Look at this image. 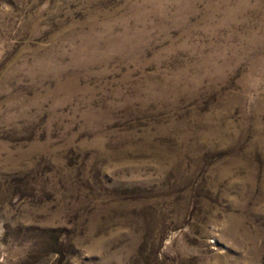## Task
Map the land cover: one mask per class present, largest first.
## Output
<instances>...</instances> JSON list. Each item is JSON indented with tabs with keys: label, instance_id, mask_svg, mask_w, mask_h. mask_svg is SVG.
<instances>
[{
	"label": "rangeland",
	"instance_id": "374dc122",
	"mask_svg": "<svg viewBox=\"0 0 264 264\" xmlns=\"http://www.w3.org/2000/svg\"><path fill=\"white\" fill-rule=\"evenodd\" d=\"M0 264H264V0H0Z\"/></svg>",
	"mask_w": 264,
	"mask_h": 264
}]
</instances>
